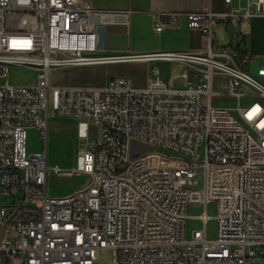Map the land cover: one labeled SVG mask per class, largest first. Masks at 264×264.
<instances>
[{
    "label": "built area",
    "instance_id": "1",
    "mask_svg": "<svg viewBox=\"0 0 264 264\" xmlns=\"http://www.w3.org/2000/svg\"><path fill=\"white\" fill-rule=\"evenodd\" d=\"M128 14L87 0H0V264H94L102 250L108 264L264 258V55L250 70L258 56L243 42L249 18L264 16V0H244L240 13L162 14L199 32V52L109 56L105 28L124 24ZM8 15L18 17L15 29L5 25ZM216 23L226 46L212 37ZM161 28L155 21L153 31ZM126 60L178 64L184 85L160 80L156 67L140 88L126 78L99 86L50 83L56 68ZM12 66L32 68L33 83L8 82ZM222 97L235 105L212 104ZM53 113L74 121L79 146L69 170L87 177L62 196L47 190L48 175L60 172L46 159ZM30 129L42 140L37 150L28 149ZM131 141L150 149L130 155Z\"/></svg>",
    "mask_w": 264,
    "mask_h": 264
},
{
    "label": "crops",
    "instance_id": "2",
    "mask_svg": "<svg viewBox=\"0 0 264 264\" xmlns=\"http://www.w3.org/2000/svg\"><path fill=\"white\" fill-rule=\"evenodd\" d=\"M90 4L99 9L107 10H128L129 14L124 24L113 23L105 28L103 36V47L109 56L132 55L137 53L156 52L162 50H187L192 52L201 51L200 34L197 30L187 29L183 18H178L174 23L170 24L166 21L162 14L168 12H198L209 10L211 12L240 13L244 9V0H230L229 4H224L223 0H87ZM159 20L162 23V28L159 32L153 31L155 21ZM222 29L223 25L220 24ZM225 32V30H224ZM215 36V35H214ZM241 38V37H240ZM244 47L253 55L258 56L250 64L249 69L260 63V56L264 55V16H254L249 18L247 23V33L244 36ZM152 61H147L148 63ZM126 63H143L142 61H119L108 62L105 64H92L81 66H65L61 67L64 71L80 70L84 67H95L99 69L104 80L116 78L118 76H109V67L118 64ZM178 65V64H172ZM180 66V65H178ZM32 69V68H31ZM71 71L69 74L74 73ZM182 73V71H181ZM171 72L169 75V79ZM168 79V80H169ZM31 82H26V85H31ZM52 84V83H51ZM102 84V83H101ZM97 84L94 86H99ZM59 85V84H53ZM78 86V85H68ZM49 118L61 119L64 121L62 127L58 128L55 140L51 141V149L56 147L58 156L52 155L55 162L53 165H60L65 169L71 168L74 163L75 154L78 147L72 148L67 153L64 150L63 144L67 140H76L74 135V121L65 115L51 114ZM29 131H34L30 129ZM36 133V132H35ZM48 133V123H47ZM37 134V133H36ZM40 141L41 138L37 135ZM77 141V140H76ZM47 137L45 142V150L47 147ZM42 146H30L29 150H37ZM53 148V151L55 150ZM65 152V159L60 158V154ZM47 159V151H46ZM60 173V174H59ZM52 174V173H50ZM49 174V175H50ZM48 175V176H49ZM58 177L62 178L60 183L55 185L56 190L52 193L54 196H62L72 192L83 184L81 178L83 174L73 171L58 172ZM51 176L48 177L50 179ZM47 179V181H49ZM51 180V179H50ZM104 251V250H102Z\"/></svg>",
    "mask_w": 264,
    "mask_h": 264
},
{
    "label": "rangeland",
    "instance_id": "3",
    "mask_svg": "<svg viewBox=\"0 0 264 264\" xmlns=\"http://www.w3.org/2000/svg\"><path fill=\"white\" fill-rule=\"evenodd\" d=\"M18 24V17L16 15H8L5 21V25L11 29H15ZM213 32L215 33V36H212L213 39L218 42L220 46H226L228 43V40L225 36V32L222 29L220 23H216L213 26ZM215 49V48H213ZM226 52H229V48H225ZM171 66L172 64L167 62H148V63H122L118 65H113L109 67V76H118L116 78H126L129 80V85L134 88H140L146 85L148 79L152 76V69L153 67L157 68V75L158 78L162 81H167L169 79V75L171 72ZM75 71L72 74H69L70 72ZM64 71L61 67L56 68L51 71L50 73V83L52 84H59V85H78V86H94L97 84H103L104 83V75L103 73L95 68V67H84L80 70H70ZM33 79L34 81V70L30 67H18V66H12L9 69L8 73V82L13 84H24L26 85V82H31ZM112 79V78H109ZM101 84V85H102ZM242 100L241 102H243ZM212 104L215 106H223L232 108L235 105V102L227 97H222L220 99H213ZM64 124V121L61 119L56 118H49L48 119V133H47V164L48 166H54L55 163L52 159V155L58 156L57 151H59L56 147L53 151V148L51 149V141L57 139L56 134L58 128L62 127ZM49 137V138H48ZM76 139V138H75ZM51 140V141H50ZM77 140V139H76ZM76 140H67L66 144H63L64 150L66 153L70 151L72 148L79 146L78 141ZM42 141H40L37 137V134L34 131H27V146H40ZM65 152L60 154V158L65 159ZM60 169V172L62 171H70L68 169H65V167L60 165H55ZM60 174V173H59ZM50 179L47 181V190L48 193L52 195V193L56 190V186L58 183H60V180L62 178L58 177L55 174H50ZM48 176V177H49ZM87 177L83 176L81 180L83 183L86 181ZM195 179V185H193V188H201L202 186V175L201 173H196L194 176ZM188 212L190 214H195L198 212V208L196 206H189ZM207 212L209 214H213V206L208 205L207 206ZM190 227L195 226L196 222L190 221L189 222ZM214 228L215 224L213 220H210L206 225L207 230V236L213 237L214 235ZM109 262V254L107 251H101L98 254L97 260L94 262V264H108ZM254 264H264V258H255Z\"/></svg>",
    "mask_w": 264,
    "mask_h": 264
},
{
    "label": "water",
    "instance_id": "4",
    "mask_svg": "<svg viewBox=\"0 0 264 264\" xmlns=\"http://www.w3.org/2000/svg\"><path fill=\"white\" fill-rule=\"evenodd\" d=\"M182 67L178 65H172L171 66V76L169 79L170 85L175 88H181L184 85V76L181 73ZM150 149V146L136 142L131 141L129 145V154L135 155L141 151Z\"/></svg>",
    "mask_w": 264,
    "mask_h": 264
},
{
    "label": "bare ground",
    "instance_id": "5",
    "mask_svg": "<svg viewBox=\"0 0 264 264\" xmlns=\"http://www.w3.org/2000/svg\"><path fill=\"white\" fill-rule=\"evenodd\" d=\"M118 58L121 59V60L123 59L122 57H118ZM128 59H130V58H128ZM50 119H51V118H50ZM48 138H49V137H48ZM47 142H48V141H47Z\"/></svg>",
    "mask_w": 264,
    "mask_h": 264
}]
</instances>
